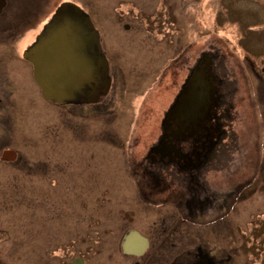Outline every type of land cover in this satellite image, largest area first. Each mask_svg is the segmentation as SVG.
Listing matches in <instances>:
<instances>
[{
	"label": "flooded vegetation",
	"instance_id": "obj_1",
	"mask_svg": "<svg viewBox=\"0 0 264 264\" xmlns=\"http://www.w3.org/2000/svg\"><path fill=\"white\" fill-rule=\"evenodd\" d=\"M23 1L25 4L20 3ZM63 3L82 7L76 0H63L53 14H48H51L49 20L48 16L40 20L35 14V1L26 5L25 0H0V159L5 150L15 151L17 154L12 161H1L28 179L23 184L26 183L31 196L28 203L31 264H241L230 253L234 246L232 242L228 241L221 250L214 247L211 240L207 243V235L211 239L207 226L216 221L208 215L215 211L216 207L212 206L215 198L222 202L219 211L224 219L234 199L240 198L244 202L254 195L259 185L264 194V135L261 139L252 137L248 146L244 141L248 140V134L235 128L240 121L228 92L224 68L217 66V56L201 54L188 70L164 113L157 141L138 160L132 158L130 151L125 153L126 166L129 167L130 162L134 165L135 193L140 196V201H130L129 195L116 202L111 197L112 206L107 207L99 202L97 192L89 190L84 195L85 190H79L76 181L70 179L67 165L73 153H67V144L69 140L76 142L77 137H63L68 127L73 135L79 123L92 120L98 123L97 114L103 107L100 104H107L104 99L113 88L115 68L101 40L97 18L81 8L99 31L101 53L97 49H76L80 61L93 66L91 74L95 79L76 92L75 101L62 104L47 101L35 80L34 65L29 59L32 48L49 35L57 25L58 17L75 27L86 24L84 15L72 7L60 10ZM86 27L87 33L80 34L83 40L91 32L90 26L86 24ZM100 56L107 59L106 71L100 67L96 72ZM196 69L207 70L211 80L207 81L212 85L207 109L203 107L198 117L190 113L166 120L167 112L177 103ZM104 78L110 79L106 91L101 83L96 84V80ZM36 87L44 101L57 110L60 121L50 115L52 126L48 128L47 137L23 155L13 146L19 145L21 119L26 120L32 115L30 112L21 115L24 111L21 105L24 103L29 107L30 101H36ZM92 87H99V90L91 97ZM94 142L96 140L91 139L86 143L87 150L93 148ZM76 145L71 143L69 149ZM232 148L236 151L234 155L229 154ZM252 162L250 170L244 172ZM255 163L258 164L256 168ZM231 165L234 167L232 177L237 178V192L231 194L229 202L228 180H225L229 175L222 170L230 169ZM214 172L223 173L220 181L215 183V186L222 185L224 190L218 197L210 189L211 179H207V175ZM255 182L258 185L255 186ZM153 194H164L165 198L151 202ZM172 196L177 201L172 202ZM162 209L167 212L163 213ZM53 210L57 212L53 214ZM148 210L155 212L154 218L148 217ZM132 232L147 241L141 255L123 250V242ZM35 241L38 243L34 244Z\"/></svg>",
	"mask_w": 264,
	"mask_h": 264
},
{
	"label": "rangeland",
	"instance_id": "obj_2",
	"mask_svg": "<svg viewBox=\"0 0 264 264\" xmlns=\"http://www.w3.org/2000/svg\"><path fill=\"white\" fill-rule=\"evenodd\" d=\"M25 1L26 5L35 1L36 17L42 20L48 16L49 20L63 0ZM76 2L97 18L101 40L116 73L111 93L104 99L107 104H100L103 107L97 114L98 123L86 121L77 125L73 135L69 127L67 134L63 133V137H77L76 142L69 140L67 144L69 148L71 143L77 144L72 149L68 148L67 153H73V157L68 160L67 169L70 179L80 187L78 189L85 190L84 195L89 190L97 192L99 202L107 207L112 206V201L124 200L128 195L130 201H140V196L135 193L134 181L137 178L134 165L130 162L129 167L126 166L125 153L130 151L132 158L138 160L157 141L168 105L201 54L216 55L217 66L224 68L228 92L240 121L235 128L248 134V140L244 139L248 142L246 145H251L249 140L252 137L262 138L264 0ZM20 3L25 4L24 1ZM36 91V101H30L29 107L24 103L21 105L24 110L21 115L32 113L26 120L21 119L19 145L13 146L23 155L47 137L48 128L52 126L50 115H55L60 121L54 106L44 101L38 87ZM91 139L96 140L95 145L87 150L86 143ZM248 154L251 151L248 150ZM251 165L253 162L246 166L244 172L250 170ZM257 166L255 163V168ZM15 172L12 166L0 159V264H31L33 254L30 253L32 243L28 230L31 196L26 183L23 184L28 179ZM222 172L229 175L225 180H228L226 191L230 193L228 200L231 202V194L237 192V178L232 177L233 165ZM221 175V172L207 175L212 182L210 189L216 197L224 191L220 184L215 189ZM164 196L153 194L150 201L160 202ZM111 197L112 201L109 200ZM170 199L177 201L174 196ZM215 201L212 205L216 207L215 211H211L208 218L216 221L207 226V234L211 231V239L207 235V243L211 240V244L221 250L230 241L234 244L230 253L236 261L264 264L262 185L257 186L254 195L244 202L240 198L234 199L224 219L220 217L223 214L219 211V208L222 210L220 198H215ZM53 211V214L57 212ZM162 212L167 211L162 209ZM147 213L149 218L156 215L152 210Z\"/></svg>",
	"mask_w": 264,
	"mask_h": 264
},
{
	"label": "water",
	"instance_id": "obj_3",
	"mask_svg": "<svg viewBox=\"0 0 264 264\" xmlns=\"http://www.w3.org/2000/svg\"><path fill=\"white\" fill-rule=\"evenodd\" d=\"M68 6L72 7L78 14L84 15L86 24L91 28L88 38L83 40L80 36V34L87 33L86 24H76L75 27L63 17H58L57 25L53 27L48 36L32 48L29 56L34 65L35 80L44 98L59 104L75 101L76 92L81 91V88L95 79L93 78L94 75L91 74L93 66L86 62L82 63L76 54V49H97L101 53L99 31L94 28L90 17L86 16L82 9L74 3H63L59 9L65 10ZM209 61L208 64L210 65ZM106 66L107 59L100 56L96 72L100 67H104L106 71ZM206 71L202 69L193 71L177 103L167 112L166 120L190 113L198 117L202 113L203 107L207 109V103H210L212 96L210 92L212 85L207 82L211 80L208 79ZM99 83L104 86L106 91L110 86V79L96 80V84ZM98 90L99 87H92L89 96L92 97ZM193 108L194 112L192 111ZM16 154L15 151L5 150L1 159L12 161ZM145 247H147L146 239L135 232L130 233L123 242V250L128 254L141 255Z\"/></svg>",
	"mask_w": 264,
	"mask_h": 264
},
{
	"label": "trees",
	"instance_id": "obj_4",
	"mask_svg": "<svg viewBox=\"0 0 264 264\" xmlns=\"http://www.w3.org/2000/svg\"><path fill=\"white\" fill-rule=\"evenodd\" d=\"M235 153H236V151H235L234 148H232L231 151L229 152V154H231V155H234ZM207 189H208V188H207Z\"/></svg>",
	"mask_w": 264,
	"mask_h": 264
}]
</instances>
